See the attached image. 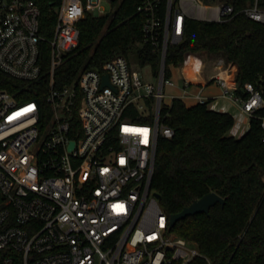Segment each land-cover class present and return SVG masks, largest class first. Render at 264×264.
I'll return each mask as SVG.
<instances>
[{"label":"built area","instance_id":"1","mask_svg":"<svg viewBox=\"0 0 264 264\" xmlns=\"http://www.w3.org/2000/svg\"><path fill=\"white\" fill-rule=\"evenodd\" d=\"M107 11L103 0H62L47 35L36 0H0V69L38 82L49 52L51 74L45 102L0 89V264H188L203 256L170 228L152 188L159 140L174 136L161 120L172 78L160 72L158 84L146 82L119 55L55 84L57 69L79 46L80 21ZM138 11L162 57L184 40L188 19L225 22L235 15L229 0H140ZM244 13L264 23L258 2ZM215 70L210 81L244 112L264 108V94L251 82L246 99L236 96L234 64L218 57ZM188 96L210 102L201 92ZM134 114L152 119L137 122Z\"/></svg>","mask_w":264,"mask_h":264},{"label":"trees","instance_id":"2","mask_svg":"<svg viewBox=\"0 0 264 264\" xmlns=\"http://www.w3.org/2000/svg\"><path fill=\"white\" fill-rule=\"evenodd\" d=\"M42 11L43 32L51 35L57 24L56 8L62 0H36ZM113 11L102 16L88 12L80 21V43L55 73L56 86L69 84L86 68H100L110 59L135 55L141 66L151 65L155 77L162 67V49L145 36L146 16L138 11L140 0L112 1ZM235 15L225 22L188 19L184 40L168 47L165 78L172 68L192 55L223 57L238 66L236 96L246 99L251 82L264 94V23L251 20L244 9L264 0H229ZM106 31L104 32V30ZM47 48V47H46ZM47 54V53H46ZM43 60L42 80L30 83L0 69V89L22 93L28 99L46 101L51 85L50 59ZM131 61V60H130ZM137 122L152 119V115ZM264 108L251 117L241 137L230 131L231 113L213 110L209 103L189 106L180 97L163 107L162 123L174 130L171 139L158 143L152 188L171 215L210 192L225 198L210 213L179 221L174 232L196 243L203 256L188 264H264Z\"/></svg>","mask_w":264,"mask_h":264},{"label":"crops","instance_id":"3","mask_svg":"<svg viewBox=\"0 0 264 264\" xmlns=\"http://www.w3.org/2000/svg\"><path fill=\"white\" fill-rule=\"evenodd\" d=\"M193 56V55H192ZM190 56L189 59L195 58ZM189 59L184 65L180 67L172 68L173 88L178 89L174 97L182 98L187 105L192 106L197 102L188 96L189 93L201 92L209 99V107L216 111L231 113L235 118V125L230 131L231 135L235 137L243 136L250 128L251 117L248 113L244 112L241 104L234 97H225L223 95V89L217 84V82L210 81L215 75V58L206 61L204 64L195 58L198 62L195 75H189L186 73V66ZM196 66V65H195ZM194 66V67H195ZM238 72L237 65L234 64V79L236 81V75ZM190 83V87H186V83ZM190 90H192L190 92ZM173 97V98H174ZM188 101H194V104H189Z\"/></svg>","mask_w":264,"mask_h":264},{"label":"water","instance_id":"4","mask_svg":"<svg viewBox=\"0 0 264 264\" xmlns=\"http://www.w3.org/2000/svg\"><path fill=\"white\" fill-rule=\"evenodd\" d=\"M113 2L116 0H112ZM166 63V54L162 57V67L161 72H164ZM105 83L109 84V77L105 76ZM157 197L160 198L161 194H157ZM226 200L221 195L216 192H210L203 197L195 200L189 206H186L182 211L170 215V228L174 229L177 223L188 216H193L199 213H210V209L217 203L225 204Z\"/></svg>","mask_w":264,"mask_h":264},{"label":"rangeland","instance_id":"5","mask_svg":"<svg viewBox=\"0 0 264 264\" xmlns=\"http://www.w3.org/2000/svg\"><path fill=\"white\" fill-rule=\"evenodd\" d=\"M103 1H104V5L106 6V8L108 10L107 13L112 12L114 8H113L111 0H103ZM218 3H221V2L218 1ZM106 29L107 28H105L104 32L106 31ZM192 57L197 58L200 62H202V64H204L206 61L213 59V58H208L207 56H204V55H193ZM189 58L190 57H188L187 60ZM130 60H131V64L133 66V69L139 71L143 75V78L146 82L158 84L159 77L154 76L151 65H146V66L139 65L135 55H131ZM214 61H216V58ZM191 91L192 90H190V92ZM164 92H165L164 104L171 105L172 101H173V97H174L173 95L178 92V89L173 88L172 84H167L164 88ZM188 103L191 105V104H194V101H188Z\"/></svg>","mask_w":264,"mask_h":264},{"label":"bare ground","instance_id":"6","mask_svg":"<svg viewBox=\"0 0 264 264\" xmlns=\"http://www.w3.org/2000/svg\"><path fill=\"white\" fill-rule=\"evenodd\" d=\"M197 64H198V62H197V60L195 58L189 59L188 64H187V66L185 68L186 73H188L189 75H192V76L195 75V71L197 69Z\"/></svg>","mask_w":264,"mask_h":264}]
</instances>
